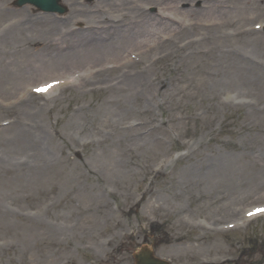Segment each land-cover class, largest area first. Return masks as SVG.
<instances>
[{"label": "rangeland", "instance_id": "obj_1", "mask_svg": "<svg viewBox=\"0 0 264 264\" xmlns=\"http://www.w3.org/2000/svg\"><path fill=\"white\" fill-rule=\"evenodd\" d=\"M6 1L0 2V34L9 35L7 43L0 41V161H8L0 162V264H134V253L145 245L178 264H264V215L242 220L264 206V31L255 27L264 24V0H250L237 23L221 26L220 35L229 39L210 43L219 54L181 53L169 66L189 59L186 74H160L154 95L127 110L111 108L110 120L106 101L113 93L99 91L98 84L89 89L79 70L47 56L51 42H62L63 30L89 27L97 1L64 0L79 6L67 20L28 7L38 20L21 32L7 24H19L29 11ZM82 2L89 11H82ZM154 2L147 0L145 9L156 15L162 8ZM199 32L205 30L188 25L176 36ZM36 40L45 44L39 53ZM242 68L250 71V83H242ZM50 75L68 84L30 98L21 109L26 100L16 103L19 91ZM167 81L175 90H167ZM234 83L243 85L236 101L226 89ZM20 131L30 148H18ZM137 134L154 139L147 145L125 140ZM106 159L119 168L108 167ZM217 159L237 163L234 182L223 183L207 169ZM195 163L198 171L185 174ZM146 188L152 192L142 201Z\"/></svg>", "mask_w": 264, "mask_h": 264}, {"label": "bare ground", "instance_id": "obj_2", "mask_svg": "<svg viewBox=\"0 0 264 264\" xmlns=\"http://www.w3.org/2000/svg\"><path fill=\"white\" fill-rule=\"evenodd\" d=\"M3 1L5 2L6 0H0V2ZM139 1L98 0V6H96L97 9L95 10L97 15L95 14V18L85 31L63 30L61 33L64 34L63 36L61 35L60 39L62 41L60 42L61 45L55 42L50 43L52 50L47 56L50 55V58H52L51 63H55L53 60L60 61L62 64L68 62L75 70L83 72L81 81L85 79L86 86L91 87L92 85L89 84H98L97 89L99 91L113 93L106 101L108 109H110L106 112L105 116L109 120L113 114L111 108L115 111L122 108L127 110L128 107L134 106V103L138 102L139 99L151 97V95L155 94L152 90L156 91L157 87H151L148 84L147 78H150L149 75L164 74L170 69H179L186 74L189 59L181 58L177 66L171 68L169 66L172 59L181 57V53H186L185 56L187 57L197 53L196 55L201 58L207 57L210 53L219 54L217 47L210 43L229 39L227 36H224L223 39V36L220 35L221 26L231 21L237 23L236 17L241 10L246 8L247 2L250 0H235L237 6L234 3L222 0H207L206 7L203 0L202 6L199 9L192 6L186 9L181 6L179 7V3H194L198 0H155L154 3L160 5L162 8L159 18L156 15L143 14L142 11L147 4V0ZM70 8L73 13L79 10L76 1L71 3ZM0 9L2 11L5 10L2 4H0ZM87 9L88 11L90 10L89 7L83 6L82 2V11L86 12ZM234 9L235 11H232ZM116 12H119L120 15L117 16ZM185 18H187V25H194V27L196 25L201 26V29L205 30V33L199 32L194 34L193 37L184 40L175 39L172 36H168L169 34L158 37L160 33L172 32L175 34L177 31L182 30L183 22H186ZM223 18L226 19L224 22ZM37 20L38 18L26 14L23 19L24 24L19 23L16 25L17 31L21 32L22 29L28 30V28H32ZM53 27L56 28L57 26L51 25L44 34L48 35ZM17 31L15 32L17 33ZM8 36V34L1 35L0 41L5 40L4 42L7 43ZM47 40L48 38H46L45 42ZM204 43L210 45L204 49L200 48ZM35 45H41L35 51L39 53V50L45 44L36 40ZM53 51H57V53L54 54ZM136 51L148 58L147 61L144 62L141 59L138 61L134 60L132 56L134 53L136 54ZM45 54L46 52L43 55ZM234 60L237 61V59ZM135 61L139 62V67L135 66L137 64ZM242 70L244 71L243 74H245V76H240L242 83H250V71L246 68H242ZM50 76L53 77L54 75ZM54 78L57 79L56 77ZM161 82L164 81H159L158 84L160 85ZM230 85L232 87L227 86L226 89L230 90L228 94L229 98L235 101L239 96L238 90H242L243 85L240 83ZM167 90H175L174 84L169 82ZM160 93L157 91L158 95ZM163 101H165L164 98L160 101L158 100L157 104L161 106ZM26 102L21 107L24 111L28 108ZM151 102L152 100L147 101V103ZM25 114L23 116L26 117ZM21 131L16 138L19 144L18 148L24 149L26 146L30 148L27 142V134ZM146 137L147 135L137 134L131 138L126 137L125 140L137 145L142 142V145H147L148 139H154L152 137L147 139ZM105 154L102 153L100 155L103 157ZM190 156L185 159H188ZM93 158L95 159L96 157L94 156ZM0 162L8 161L2 158ZM26 162H24V166L28 167ZM107 165L108 167L114 166L116 169L120 166L118 162L111 165L108 160ZM198 168V163H195L191 167L185 168V174L189 175V173L197 172ZM207 169L221 175L223 183H231L237 177L236 171L238 170V165L235 161L217 159L210 163ZM151 192L150 188H146L142 199H146Z\"/></svg>", "mask_w": 264, "mask_h": 264}, {"label": "water", "instance_id": "obj_3", "mask_svg": "<svg viewBox=\"0 0 264 264\" xmlns=\"http://www.w3.org/2000/svg\"><path fill=\"white\" fill-rule=\"evenodd\" d=\"M38 1V0H36ZM54 3H57V0H53ZM138 264H166L159 260H155L152 254L148 251H143L140 255L137 256Z\"/></svg>", "mask_w": 264, "mask_h": 264}, {"label": "snow or ice", "instance_id": "obj_4", "mask_svg": "<svg viewBox=\"0 0 264 264\" xmlns=\"http://www.w3.org/2000/svg\"><path fill=\"white\" fill-rule=\"evenodd\" d=\"M258 211H264V210H258ZM250 215H251V213H250Z\"/></svg>", "mask_w": 264, "mask_h": 264}]
</instances>
